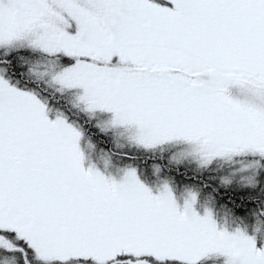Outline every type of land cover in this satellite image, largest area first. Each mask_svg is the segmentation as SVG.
I'll return each mask as SVG.
<instances>
[{
  "label": "snow or ice",
  "instance_id": "1",
  "mask_svg": "<svg viewBox=\"0 0 264 264\" xmlns=\"http://www.w3.org/2000/svg\"><path fill=\"white\" fill-rule=\"evenodd\" d=\"M0 264H264V0H0Z\"/></svg>",
  "mask_w": 264,
  "mask_h": 264
}]
</instances>
